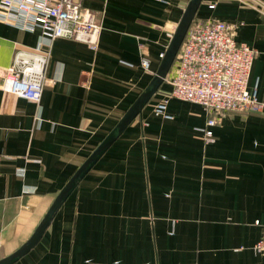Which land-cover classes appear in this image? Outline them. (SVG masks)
Masks as SVG:
<instances>
[{
    "label": "crops",
    "instance_id": "obj_1",
    "mask_svg": "<svg viewBox=\"0 0 264 264\" xmlns=\"http://www.w3.org/2000/svg\"><path fill=\"white\" fill-rule=\"evenodd\" d=\"M190 1L81 0L102 26L97 51L0 22V84L16 51L51 50L39 103L0 90V261L147 91ZM212 19L238 26L237 41L257 51L248 90L264 103V0H202L193 21ZM171 88L163 82L14 264H264L254 251L264 109L223 113L207 143L202 106L170 100L173 119L156 116Z\"/></svg>",
    "mask_w": 264,
    "mask_h": 264
},
{
    "label": "built area",
    "instance_id": "obj_2",
    "mask_svg": "<svg viewBox=\"0 0 264 264\" xmlns=\"http://www.w3.org/2000/svg\"><path fill=\"white\" fill-rule=\"evenodd\" d=\"M0 22L28 32L39 29L51 40L72 39L94 51L98 50L102 27L97 14L84 8L81 0H0ZM237 27L216 19L193 21L173 73L166 78L171 91L155 105L156 116L173 119L168 112L170 100L200 105L209 114L200 131L207 143H213V128L223 113H257L264 109L257 90H248L257 51L237 41ZM50 56L48 47L31 53L16 51L12 64L4 71L0 90L39 103ZM142 67L148 71L149 60L143 59ZM254 251L264 255V227Z\"/></svg>",
    "mask_w": 264,
    "mask_h": 264
},
{
    "label": "water",
    "instance_id": "obj_3",
    "mask_svg": "<svg viewBox=\"0 0 264 264\" xmlns=\"http://www.w3.org/2000/svg\"><path fill=\"white\" fill-rule=\"evenodd\" d=\"M202 0H191L189 6L187 7L185 14L179 24L175 35L172 39L168 52L163 60L161 69L156 74L154 80L150 84L147 91L140 96L137 102L134 104L132 109L128 112L127 116L119 124L118 128L114 130L111 135L106 139V141L97 148V150L92 154L88 161L78 170V172L73 176L70 182L61 191L58 197L53 202L46 216L35 230L31 238L14 254L0 261V264H14L19 261L23 256L29 253L36 244L41 240L47 228L49 227L51 220L56 215L60 206L67 200V198L74 191L78 181L82 179L101 157V155L111 146V144L120 136L124 127L128 126L134 118L141 113L143 107L150 101L152 96L158 91L159 87L166 81L167 75L170 68L172 67L180 47L184 41V38L193 23L195 14L200 7Z\"/></svg>",
    "mask_w": 264,
    "mask_h": 264
}]
</instances>
